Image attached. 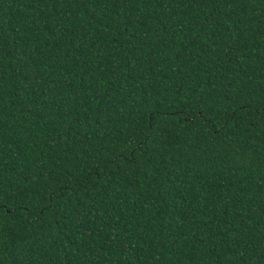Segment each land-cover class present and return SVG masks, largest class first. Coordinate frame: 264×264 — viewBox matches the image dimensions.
Masks as SVG:
<instances>
[{"label": "trees", "instance_id": "obj_1", "mask_svg": "<svg viewBox=\"0 0 264 264\" xmlns=\"http://www.w3.org/2000/svg\"><path fill=\"white\" fill-rule=\"evenodd\" d=\"M0 264H264V0H0Z\"/></svg>", "mask_w": 264, "mask_h": 264}]
</instances>
